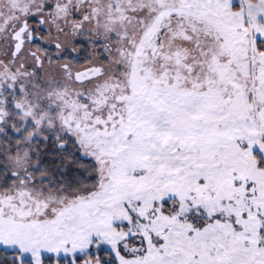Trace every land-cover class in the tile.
I'll return each mask as SVG.
<instances>
[{"label": "snow or ice", "instance_id": "6c2138e0", "mask_svg": "<svg viewBox=\"0 0 264 264\" xmlns=\"http://www.w3.org/2000/svg\"><path fill=\"white\" fill-rule=\"evenodd\" d=\"M0 264H264V0H0Z\"/></svg>", "mask_w": 264, "mask_h": 264}]
</instances>
